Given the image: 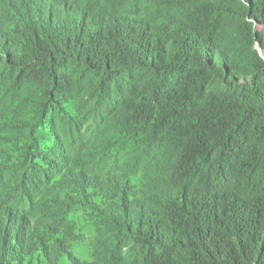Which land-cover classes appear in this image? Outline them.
Segmentation results:
<instances>
[{"label":"trees","instance_id":"16d2710c","mask_svg":"<svg viewBox=\"0 0 264 264\" xmlns=\"http://www.w3.org/2000/svg\"><path fill=\"white\" fill-rule=\"evenodd\" d=\"M80 116L147 162L139 190L51 156L108 198L92 264H264V0H0V139Z\"/></svg>","mask_w":264,"mask_h":264},{"label":"rangeland","instance_id":"374dc122","mask_svg":"<svg viewBox=\"0 0 264 264\" xmlns=\"http://www.w3.org/2000/svg\"><path fill=\"white\" fill-rule=\"evenodd\" d=\"M62 105L71 116L82 111L74 95ZM80 117L83 126L91 125L87 132L73 133L56 117V131L37 121L31 135L18 132L16 141L0 139V264L95 261L93 242L108 198L98 197L74 174L64 175V159L57 163L54 155H65L88 178L128 172L141 189L146 158L133 160L144 136ZM53 131L63 135L60 145Z\"/></svg>","mask_w":264,"mask_h":264}]
</instances>
